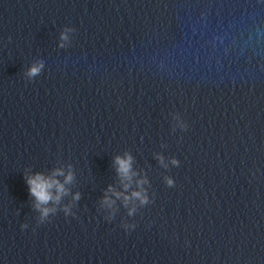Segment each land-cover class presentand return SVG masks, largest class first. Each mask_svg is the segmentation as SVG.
I'll return each mask as SVG.
<instances>
[{"label":"water","instance_id":"obj_1","mask_svg":"<svg viewBox=\"0 0 264 264\" xmlns=\"http://www.w3.org/2000/svg\"><path fill=\"white\" fill-rule=\"evenodd\" d=\"M0 264H264V0H0Z\"/></svg>","mask_w":264,"mask_h":264},{"label":"clouds","instance_id":"obj_2","mask_svg":"<svg viewBox=\"0 0 264 264\" xmlns=\"http://www.w3.org/2000/svg\"><path fill=\"white\" fill-rule=\"evenodd\" d=\"M62 39H67L65 33H62ZM42 65H34L29 70V75H35L39 72L40 67ZM116 164L118 165V171L123 176H128L129 170L131 167V156H127L126 158H121L119 156L116 157ZM72 177L69 174L66 177V182L71 181ZM27 183L29 185V190L31 195H33L37 200V207L41 204H47L50 199H53V196L50 192V189L55 186L57 188L58 195L55 197L56 200H59V193H63L65 191L62 184L58 181L50 178H45L43 175L37 173L34 176H29L27 178ZM171 183V181H169ZM136 196H140V193H134ZM143 201V198H142ZM110 203V202H109ZM48 209H42V215L46 216L48 214Z\"/></svg>","mask_w":264,"mask_h":264}]
</instances>
